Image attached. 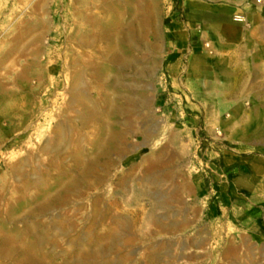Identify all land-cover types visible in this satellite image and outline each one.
<instances>
[{
  "label": "rangeland",
  "instance_id": "1",
  "mask_svg": "<svg viewBox=\"0 0 264 264\" xmlns=\"http://www.w3.org/2000/svg\"><path fill=\"white\" fill-rule=\"evenodd\" d=\"M170 3L0 0V264H264L167 95Z\"/></svg>",
  "mask_w": 264,
  "mask_h": 264
},
{
  "label": "crops",
  "instance_id": "2",
  "mask_svg": "<svg viewBox=\"0 0 264 264\" xmlns=\"http://www.w3.org/2000/svg\"><path fill=\"white\" fill-rule=\"evenodd\" d=\"M253 1L171 0L161 52L178 124L219 177L210 211L264 240V4Z\"/></svg>",
  "mask_w": 264,
  "mask_h": 264
},
{
  "label": "built area",
  "instance_id": "3",
  "mask_svg": "<svg viewBox=\"0 0 264 264\" xmlns=\"http://www.w3.org/2000/svg\"><path fill=\"white\" fill-rule=\"evenodd\" d=\"M261 4H264V0H254L253 1V5H261ZM234 19L237 21H245V17L243 15L234 16Z\"/></svg>",
  "mask_w": 264,
  "mask_h": 264
}]
</instances>
